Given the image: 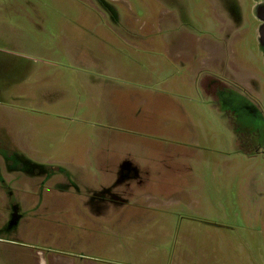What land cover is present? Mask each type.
<instances>
[{"label":"rangeland","instance_id":"rangeland-1","mask_svg":"<svg viewBox=\"0 0 264 264\" xmlns=\"http://www.w3.org/2000/svg\"><path fill=\"white\" fill-rule=\"evenodd\" d=\"M255 1L0 0V149L45 264H264ZM108 137L137 160L92 166Z\"/></svg>","mask_w":264,"mask_h":264},{"label":"crops","instance_id":"crops-1","mask_svg":"<svg viewBox=\"0 0 264 264\" xmlns=\"http://www.w3.org/2000/svg\"><path fill=\"white\" fill-rule=\"evenodd\" d=\"M94 123L99 124V121L96 120ZM111 140H116V138H104L95 146V148L99 151H93V153L91 154L93 156H89V160H92V166H95L96 164L99 168L106 167L108 168V170L114 169L116 172L117 168H119V171L121 169L120 166L117 165V163L113 167H111L110 163H100V165H98L96 162H110L113 160L118 161L121 158H123L124 161H126L127 159L137 160L130 157L132 155L131 153L107 154L105 152H101L98 146H105V142H110ZM94 142L96 143L97 140L95 139ZM9 159L10 157L8 155H3L0 153V264H45L44 258L37 257L39 256L40 251L36 248V242L40 241L41 239L44 240L45 238L43 237L45 233L43 232L44 235H40L41 233L38 231L36 232V234H39L38 236H35V233H33L34 235L30 236L28 234V229L22 231L20 225L22 224L21 219L23 218V214L21 212L22 209L26 208L27 206H32V208L29 209L34 210L33 214H36L38 211H36L34 206H36V204L39 205V203L37 202V198H35V201H33L32 204H28L26 200L28 199L26 193H28V191L30 190L29 187L11 185V181H13L14 179L13 175L14 173H16L15 170L17 169H14L12 166H10L8 162ZM71 166L75 168L79 167L78 165ZM131 168L132 167H130V170ZM102 170L107 171L106 169ZM112 178L114 177H111V179ZM125 178L127 180L129 177L126 176ZM61 190L63 189L61 188ZM127 200V202H129V198H127ZM140 202H144L143 198ZM146 202L152 201L148 200ZM45 203L46 202H44V204ZM31 210L29 211V213L31 212ZM43 230H45L44 227Z\"/></svg>","mask_w":264,"mask_h":264},{"label":"flooded vegetation","instance_id":"flooded-vegetation-1","mask_svg":"<svg viewBox=\"0 0 264 264\" xmlns=\"http://www.w3.org/2000/svg\"><path fill=\"white\" fill-rule=\"evenodd\" d=\"M103 3V2H102ZM103 5V4H102ZM253 11H254V14L256 16V18L258 19V23H259V28H258V40H259V44H260V47L263 51V54H264V1H261V0H257L253 3ZM107 10V9H106ZM108 12L110 13L111 17L112 18H115L116 14L114 12H111L108 10ZM116 20V18H115ZM116 22V21H115ZM223 79V78H222ZM221 83H223V80H220ZM216 84V83H215ZM212 85V83H211ZM207 89L209 90V86L207 87ZM3 144V143H2ZM3 149H0V151H2ZM13 150L12 148L10 149V151H7L6 149L3 150V152H0L1 154L3 155H8L9 157L10 156H15V152L17 151H11ZM11 154V155H10ZM15 158V157H14ZM60 186V185H59ZM66 189V188H69V186L65 185L64 186H60V189ZM94 207V206H93Z\"/></svg>","mask_w":264,"mask_h":264}]
</instances>
